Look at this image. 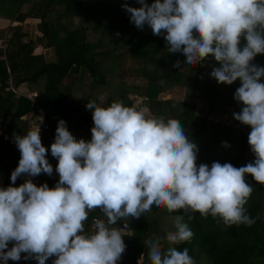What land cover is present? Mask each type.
<instances>
[{"label":"clouds","instance_id":"1","mask_svg":"<svg viewBox=\"0 0 264 264\" xmlns=\"http://www.w3.org/2000/svg\"><path fill=\"white\" fill-rule=\"evenodd\" d=\"M122 7L138 29L149 26L163 35L169 53H181L186 65L204 66L214 59L211 77L220 84L241 86L234 98L242 109L234 118L250 126L248 144L255 159L246 166L213 162L197 164L199 148L188 139L179 120L151 115L143 107L105 97L88 101L94 126L91 139H77L65 120L58 122L51 155L59 180L54 187L37 185L26 175L53 174L42 143L40 127L15 135L20 152L11 173L12 184L0 187V262L34 258L46 264H118L126 251L122 231L114 225L139 219L157 209L183 210L207 218L219 217L226 226H252L255 219L245 205L253 187L247 176L264 184V67L253 63L264 54V0H137ZM174 68H181L177 60ZM42 122V121H41ZM224 146H229L224 142ZM100 209L105 219L89 214ZM189 218H193L189 216ZM127 227V224H124ZM170 245L161 238L146 241L151 264H196L188 248L193 232L178 217ZM12 247L9 248V244Z\"/></svg>","mask_w":264,"mask_h":264},{"label":"trees","instance_id":"2","mask_svg":"<svg viewBox=\"0 0 264 264\" xmlns=\"http://www.w3.org/2000/svg\"><path fill=\"white\" fill-rule=\"evenodd\" d=\"M125 2L134 7L141 6L137 0H0V18L16 22L0 30L1 39L7 32L5 49H0L2 187L12 184L11 173L20 160L14 136L25 135L28 131L21 117L34 110L30 99L25 96L16 98L8 89L7 67L14 87L28 84L29 91L37 94L36 101L45 111V122L50 129L44 132L42 143L48 149V160L58 161L51 155V144L59 120L66 121L77 139L90 140L94 122L93 110L86 108L88 101L95 100L100 104L99 97L103 95L105 102L101 106L119 101L125 106L138 107L129 93L140 97L151 115L179 120L188 139L198 145L197 164L220 162L241 167L255 159L248 144L250 126L234 118V113L242 109V104L234 98L241 82L237 80L232 85L218 83L210 75L213 67L219 66L214 59L206 61L204 66L186 65V58L181 53L168 52L163 35H154L147 25L138 29L130 21V14L122 7ZM153 2L148 0L149 4ZM31 18L38 19L37 27L41 33L35 40L27 39L22 30V23ZM95 33L100 37L93 42L91 37ZM103 42L113 45L115 50H126L131 58L143 61V65L136 68L142 74V80L132 76L130 83L120 81L117 87L108 91V73L115 68L112 65L105 71L96 59L103 53L96 50ZM36 43L51 48L54 59H48L42 53L34 54ZM177 60L181 61L180 69L173 67ZM116 62L121 64V60ZM253 63L264 67V54H258ZM86 75L89 83L85 80ZM180 86L186 88L182 100L160 97ZM200 100L205 102L207 115L215 114L219 118L230 112L229 121L213 122L207 119V115L198 117L195 110ZM216 106H223L221 113L215 112ZM224 142L229 146L225 147ZM40 175L48 177L45 183L49 187H54L59 180L54 174ZM25 181L20 176L15 184L19 186ZM247 182L253 187L245 205L247 214L255 219L252 226L229 227L219 217L209 215L205 218L199 212L185 214L183 210L169 213L153 206L150 213L139 219L129 218L114 225L122 231L127 246L118 264H151L145 242L159 237L162 247H169L166 236L176 231L178 217L188 225L193 237L171 246L178 250L188 248L196 264H264V184L256 182L251 175L247 176ZM94 218L106 220L103 212L95 209L85 223L86 231L90 230ZM54 259L49 258L46 264H53ZM22 264H38V261L24 259Z\"/></svg>","mask_w":264,"mask_h":264},{"label":"rangeland","instance_id":"3","mask_svg":"<svg viewBox=\"0 0 264 264\" xmlns=\"http://www.w3.org/2000/svg\"><path fill=\"white\" fill-rule=\"evenodd\" d=\"M139 4V3H138ZM77 18L74 19V21L77 23ZM37 20H26L24 23H22V30L27 34V39L31 38L33 40L39 38L41 36V33L37 27ZM94 37V38H93ZM99 33H95L92 35L91 39L93 42H96V40L99 38ZM39 48V47H38ZM40 49V48H39ZM98 52L102 51V54H98L96 56V59L102 63V69L107 71L110 70L111 66L114 65L113 67L115 70L113 72L108 73V81H109V86L106 88L108 91H112L113 88L117 87L119 84L118 82L124 81L126 83H130V80L132 79V76H138L139 81L142 80L140 77L142 74L136 70V68L142 66L143 61L135 60L130 57L128 51L126 50H115L113 45H109L106 42H103L100 47L96 49ZM54 54V53H53ZM121 64L118 62L115 63V61H120ZM121 66V67H120ZM120 67V68H116ZM113 70V69H112ZM85 80H87V83H89V76L86 75ZM185 90L186 88L184 86L176 87L173 89H170L169 91L165 92L162 94L160 97L161 98H174L175 100H182L185 95ZM22 91V90H20ZM27 90H23L22 92H26ZM130 98L133 99L134 104L137 105L138 107H143L145 106L142 105L141 103V98L134 95L130 94L128 95ZM147 109V108H146ZM223 110V106H216L215 107V112L221 113ZM196 115L198 117L201 116H206V105L203 100H200L197 104L196 107ZM150 113V112H149ZM227 115L219 117L215 114H209L207 115V119L211 120L213 122L218 121V122H228L231 116V113L228 112L226 113ZM222 115V114H221ZM224 115V114H223Z\"/></svg>","mask_w":264,"mask_h":264},{"label":"crops","instance_id":"4","mask_svg":"<svg viewBox=\"0 0 264 264\" xmlns=\"http://www.w3.org/2000/svg\"><path fill=\"white\" fill-rule=\"evenodd\" d=\"M32 19V18H31ZM27 20H30V19H27ZM32 20H37L38 21V19H32ZM38 23V22H37ZM16 24V22H14V21H12V22H9V21H7V20H4V19H2V18H0V30L1 29H4V28H8V26H10V25H15ZM6 33L7 32H5V36H4V38H0V49H2V50H4L5 49V39H6ZM40 49H39V48ZM39 53H42V54H44V56L46 57V58H48V59H54V54H53V50L51 49V48H46V47H44L43 45H41V44H39V43H36V45H35V49H34V54H39ZM4 57L5 56H2V58L4 59ZM18 90H28L29 91V89H30V87H29V85L28 84H23V85H21V86H19V87H16ZM14 97H16L15 95H14ZM17 98V97H16ZM146 108V107H145ZM35 116H36V113L35 112H33V111H31L30 113H28V114H26V115H24V116H22L21 117V120L22 121H24V123L27 125V127H28V130H31V129H33V122L35 121ZM2 134V130H0V135ZM43 138H44V133H43ZM43 140V139H42ZM50 161V163H52L53 164V174H54V177H58L59 175H58V173H56V171H55V167H56V165L58 164V161H55V160H49ZM23 179H29V178H31V177H28V176H26V175H22L21 176ZM47 179H48V177L47 176H41V175H38V176H36V177H34L33 178V182L35 183V182H37L38 184H44L46 181H47ZM2 184H3V180L0 178V187H2Z\"/></svg>","mask_w":264,"mask_h":264},{"label":"built area","instance_id":"5","mask_svg":"<svg viewBox=\"0 0 264 264\" xmlns=\"http://www.w3.org/2000/svg\"><path fill=\"white\" fill-rule=\"evenodd\" d=\"M4 59H5V57H4ZM7 71H8V75H9L8 80H7L8 89L11 90L16 97L25 96L26 98L31 100L32 106L34 108L33 112L36 113V116L34 118L35 121L33 122L32 126H33V129L40 127L41 139H43V133L46 130H49L50 126L45 122V111H44V109L36 101L37 94L35 92H30L28 90L26 92H22V91L18 90L16 87H14L13 78H12V74L10 72L9 67H7ZM33 178L34 177H31L32 180H33ZM91 230H92V225H91L89 231H91ZM23 261H24V258H23V254H22V258L19 261L9 260L7 262V264H22ZM0 264H2V262H0Z\"/></svg>","mask_w":264,"mask_h":264},{"label":"water","instance_id":"6","mask_svg":"<svg viewBox=\"0 0 264 264\" xmlns=\"http://www.w3.org/2000/svg\"><path fill=\"white\" fill-rule=\"evenodd\" d=\"M10 247H12V244H11V243L9 244V248H10Z\"/></svg>","mask_w":264,"mask_h":264}]
</instances>
